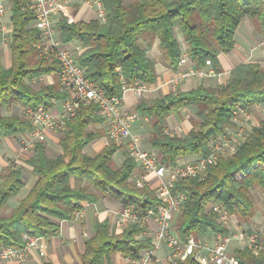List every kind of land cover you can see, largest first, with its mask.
Wrapping results in <instances>:
<instances>
[{
	"label": "trees",
	"instance_id": "16d2710c",
	"mask_svg": "<svg viewBox=\"0 0 264 264\" xmlns=\"http://www.w3.org/2000/svg\"><path fill=\"white\" fill-rule=\"evenodd\" d=\"M11 2L10 65L5 67L0 59V107L13 103L50 107L64 95L58 81L39 88H34L30 81L55 73L57 62L38 55L37 31L31 26L32 15L22 8L24 0ZM103 4L104 21L96 17L68 21L60 16L57 30L62 42H78L84 47L76 57L77 62L110 95L121 94L123 83L157 81V63L148 54L155 43L162 65L171 70L178 68L183 52L176 28L190 60L203 64L210 59L217 71L222 70L219 53L234 48L235 34L244 18L264 37V0H103ZM255 104H264V66L249 61L230 69L227 78L216 86L199 83L186 90L140 99L135 110L140 116L151 118L149 142L163 162L173 164L179 157L209 154L210 138L235 125L232 118L235 108ZM182 108L194 111L191 127L184 134L167 132V116L179 113ZM104 123L92 101L66 118L58 142L59 152L49 153L44 140H36L27 159L36 175L35 182L7 211L4 210L7 201L23 186V174L21 168L12 165L5 168L0 182V246H22L26 235H58L62 219H75L85 202H96L99 197L133 204L139 210L161 205L154 188L135 185L136 163L125 150L120 165L113 158L120 147L111 141L92 157L85 153V146L103 134L100 125ZM32 127L23 115L0 114V138L25 136ZM71 177L79 178L80 184L73 186ZM175 189L187 195L171 225L181 241L207 231L228 232L209 207L214 201L251 230L256 212L253 191L264 190V118L251 123L234 153L220 155L209 163L205 177L179 178ZM145 230L146 224L132 223L115 232L108 229L105 220H95L80 261L65 264H117V253L136 259L152 246V237L141 234ZM236 245L232 251L228 248L240 264H264L262 231H258L254 243L257 253L246 245ZM40 264L53 262L42 259ZM168 264H196V260L189 255Z\"/></svg>",
	"mask_w": 264,
	"mask_h": 264
},
{
	"label": "built area",
	"instance_id": "2783aa9c",
	"mask_svg": "<svg viewBox=\"0 0 264 264\" xmlns=\"http://www.w3.org/2000/svg\"><path fill=\"white\" fill-rule=\"evenodd\" d=\"M81 0H24L22 8L27 9L32 15L31 26L37 31L35 46L38 55L47 61H56L59 88L63 92L62 104L58 112L51 111L50 107L43 104L36 106L22 105V115L31 121L33 127L22 136V142L32 146L36 140L43 137L45 129L62 132L66 118L73 116L80 106L94 101L98 112L105 119L106 135L113 144L125 150L136 163L137 170L133 172V181L138 187H152L161 205L154 209L148 207L137 209L133 204L121 205L114 208L116 225L124 228L128 224L139 223L145 225L148 218L156 221V228L151 232L152 246L145 249L140 257L126 258V264H162L158 250L164 245L167 262L185 259L193 255L196 264H240L236 255L229 252L227 242L232 240L241 245L254 247L258 232L248 227L236 225L231 222L227 209L217 201L211 202L209 207L216 213L221 226L228 229L226 234L216 232V239L212 245L203 244L195 236H189L186 241H181L172 230V218L182 207L187 197L186 193L175 189V181L183 177H205L207 165L213 163L220 155H230L236 151L237 145L243 140L245 130L238 114H246L247 108L237 106L233 111L234 128H228L223 133L212 136L209 140L210 153L201 155L192 161L182 163H165L161 160L158 150H149L141 146L139 136L131 129V122L137 113L128 112L123 108L125 92L132 89L137 98H141L149 90L152 83L135 82L122 84L121 94L110 95L101 86L86 74L85 68L76 60L77 46L64 43L60 40L57 30V19L64 16L68 21H73L71 8ZM93 6L95 17L101 21L106 18L103 0H82ZM11 0H0V34L3 47L10 49L11 32L13 29L10 18ZM188 61L190 62L187 65ZM222 71L213 67L210 59L203 64H195L182 53L178 68L165 83L177 84L182 80L196 77L222 76ZM167 132H171L166 129ZM154 177L155 182L150 178ZM264 203V202H263ZM81 211V210H80ZM77 212V215L80 213ZM146 234L145 231L141 234ZM46 241L43 236L26 235L22 246H0V259L10 264H23L27 259L30 249H36L39 255L46 254Z\"/></svg>",
	"mask_w": 264,
	"mask_h": 264
},
{
	"label": "crops",
	"instance_id": "0c3cea01",
	"mask_svg": "<svg viewBox=\"0 0 264 264\" xmlns=\"http://www.w3.org/2000/svg\"><path fill=\"white\" fill-rule=\"evenodd\" d=\"M71 12L73 15V21L89 20L95 17V10L93 6L90 4H86L82 0L72 6ZM176 31H179V33H177ZM240 31H241L240 28H237L235 34L236 44L234 48L228 52H221L218 55L221 64V69L223 70L230 71V69L243 62H249V61L257 62L255 59L246 60L248 51L246 52L245 47L246 45L249 46L253 40L256 41L258 39H256L255 36L252 33H250V31H248L246 34L241 33ZM175 33L181 43L182 52L186 53V46L183 41V37L180 33V30L176 28ZM237 37H239V39H237ZM72 44L78 47L76 55H78L84 49V47L78 42ZM258 44L259 45L255 47L254 54L257 55L256 57L259 56L261 57L264 54V40L260 41V43ZM154 47H158L157 43H155L152 48ZM3 48L5 52H7L8 54L7 63L5 65L3 64L5 67H7L10 65V49H7L5 47ZM150 51L151 49L148 50V54L150 53ZM189 64L190 62L188 61L187 65ZM173 71L174 70H171L161 64V70L159 71L160 73L158 72L160 75H158L157 81L152 83L149 90H147L143 94L144 96L148 95L146 96L145 99L160 97L169 91H176L175 88L177 86L181 87V90H186L196 86L195 84L196 82L193 78H186L184 82L181 81L180 83L177 84L165 83V80L171 77ZM38 79L43 80L45 84L58 81L57 75L55 73L41 75L38 77ZM129 90L131 92L127 93ZM140 99L141 98L136 97L132 89H128L124 95L123 108L128 112L137 113V117L131 122V129L134 133H136L139 136L141 146L145 149L157 150L156 148L151 146L149 142V136L152 133L151 118L148 116H140L138 112L135 110L136 104ZM61 104H62L61 99L54 100L53 104L50 106L51 111L55 113L58 112L61 108ZM21 109H22V105L20 103H13L10 106H1L0 114H10V113L19 114L21 112ZM187 110L188 108H182L179 113H171L169 116H167L166 129L169 131L177 132V126L181 122V115L185 113ZM191 125L192 124L189 125L188 129L191 127ZM100 126L102 129H104L103 134L95 138L84 148L85 153L91 157L96 155L98 151L105 145V143L109 141L106 135L105 123ZM61 137H62V132L51 129H45L43 132V137L39 140H44V142L46 140L45 143L47 147L55 148V146H58L60 148L58 142ZM23 146L26 145L23 144L22 138L18 136H6L0 138V182L2 180L1 175L3 171L9 165H12L15 168H21L22 174L24 169H28L29 171L27 178H25L23 174V186L20 189L22 192H20L19 194L20 196L18 198V201L27 194V192L29 191L30 187L34 184L36 179V175L32 172V166L27 162V159L30 157L32 153V146L31 149H27V147H23ZM195 157L196 156L193 155L179 157L176 160V162L182 163L189 159H193ZM113 158L116 164L120 165L124 159V150L120 147L117 151H115ZM135 170H137V167L135 168ZM150 180L151 182H155V178L152 176ZM70 182L73 186H78L81 180L76 177H71ZM113 199L114 198L110 199L109 197H99V199L96 202L93 203L85 202L83 209L80 211V213L76 216L75 219L73 220L62 219L60 221V232L58 235L45 237V241L47 244L46 254L44 256H41L39 255L36 249L34 248L30 249L27 259L23 264H40L42 259H48L52 261L53 264H65L74 261H80V256L84 251L85 240L93 234V223L95 220H105L107 222V227L109 230L115 232L122 231L125 227L121 228L116 225L115 222L116 214L114 213L113 208L109 207L110 206L109 202H113L112 201ZM9 201L10 199L7 201V204L9 203ZM116 201L118 204H115L116 206L114 207L124 205L118 200ZM155 228H156V221L153 218H148L146 222V230H145L146 235H150ZM196 238L200 240L203 244L212 245L216 239V232L207 231L198 234ZM165 248L166 247L163 245L158 250V255L161 257L162 264L167 263V260L165 258V254H166ZM115 262L117 264H126V258L122 257L119 253H117L115 255ZM0 264H10V263H6L3 259H0Z\"/></svg>",
	"mask_w": 264,
	"mask_h": 264
},
{
	"label": "rangeland",
	"instance_id": "374dc122",
	"mask_svg": "<svg viewBox=\"0 0 264 264\" xmlns=\"http://www.w3.org/2000/svg\"><path fill=\"white\" fill-rule=\"evenodd\" d=\"M238 28H240V30H241L240 32L244 33V34H246L248 31H250V33H252L255 36L256 39H258L256 41L253 40L254 42L252 41V43L249 46L246 45V47H245L246 48V52L248 51L246 60L255 59L257 62H259L261 65L264 66V54L261 57L259 56L260 58L256 57L257 55L254 54L255 47L257 45H259L258 43H260V41L264 40V37L260 36L255 31L253 24L251 23V21L248 18H244L241 21L240 26H238ZM176 32L179 33V31H176ZM237 39H239V37H237ZM183 53H185V52H183ZM149 54L152 57H154V59L156 60L157 68L160 71L162 63H161V57H160V54H159L158 47L152 48ZM0 59H1V62L4 65L7 63L8 54H7V52H5V50H4L3 46H2L1 36H0ZM220 71H222L223 74H222V76L219 79L217 77H213V76H211V77H201V78L200 77H196V76H192V77H188V78H193L195 80V82H196L195 83L196 85H198L199 83H202L205 86H216L217 84L223 82L227 78L228 73H229V71H226V70H223V69L220 70ZM184 80H186V79H184ZM184 80H182V81L184 82ZM30 83L32 84V86L34 88H39L42 85H46L43 80H39L38 78L31 79ZM175 90L176 91L181 90V87L177 86L175 88ZM129 92H131V91L129 90L127 93H129ZM146 96H148V95H145L143 98L141 97V99H145ZM247 111L248 112L246 114H243V113H239L238 114V117L242 121V123L238 124L237 126H242L243 127L242 129L245 130V132L250 129L252 122H257L259 118H264V104H255L253 107L247 108ZM10 112H13V111H10ZM19 114L22 115L21 112ZM193 116H194V111H192L190 108H188V110L181 115V122H180L181 126H180V124H178V126H177V132L179 134H184L187 131L189 125L192 124L191 117H193ZM235 126L236 125H234V126H232L230 128H234ZM102 130H104V129H102ZM18 137L22 138V136H18ZM45 142H46V140H45ZM23 147H27V149H31V146H27L26 145V146H23ZM47 150H48L49 153H57V152L60 151V148L58 146H55V148L47 147ZM188 161H192V160L189 159V160H187L185 162H188ZM23 174H24V177L27 178V176L29 174L28 169H24L23 170ZM20 192H22V191L20 190L17 193L16 196H13V197L9 198L10 199L9 203L7 205H5V207H4L5 211H7L8 208H13L17 204L18 198L20 196L19 195ZM253 196H254V199H255L256 212H255V215L253 216V219L251 221V226H252L251 230H256L257 232L258 231H262L264 233V203H263L264 202V190H254L253 191ZM112 201L113 202H109V205H110L109 207H111L113 209L117 208V207H114V206H116L115 204H118L117 201L115 199H113ZM231 222L233 224L242 225L243 227H248L249 228V226L247 224H245V223H241V224L238 223L237 220L233 216H231ZM237 243L238 242L230 240V241L227 242V245L230 248V250L232 251L237 246L236 245ZM167 263H164V264H167Z\"/></svg>",
	"mask_w": 264,
	"mask_h": 264
}]
</instances>
